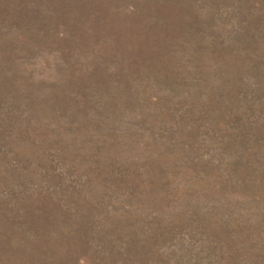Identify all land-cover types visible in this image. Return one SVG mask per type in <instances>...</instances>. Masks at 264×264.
I'll return each mask as SVG.
<instances>
[{
  "label": "rangeland",
  "instance_id": "rangeland-1",
  "mask_svg": "<svg viewBox=\"0 0 264 264\" xmlns=\"http://www.w3.org/2000/svg\"><path fill=\"white\" fill-rule=\"evenodd\" d=\"M0 264H264V0H0Z\"/></svg>",
  "mask_w": 264,
  "mask_h": 264
}]
</instances>
